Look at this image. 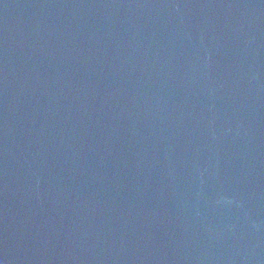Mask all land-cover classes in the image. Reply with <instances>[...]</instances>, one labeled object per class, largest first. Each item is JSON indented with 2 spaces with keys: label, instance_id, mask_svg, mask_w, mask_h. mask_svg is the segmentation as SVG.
<instances>
[{
  "label": "water",
  "instance_id": "water-1",
  "mask_svg": "<svg viewBox=\"0 0 264 264\" xmlns=\"http://www.w3.org/2000/svg\"><path fill=\"white\" fill-rule=\"evenodd\" d=\"M0 264H264V0H0Z\"/></svg>",
  "mask_w": 264,
  "mask_h": 264
}]
</instances>
